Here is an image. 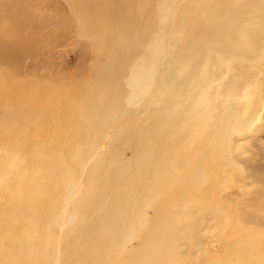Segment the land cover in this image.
Segmentation results:
<instances>
[{"label":"rangeland","instance_id":"1","mask_svg":"<svg viewBox=\"0 0 264 264\" xmlns=\"http://www.w3.org/2000/svg\"><path fill=\"white\" fill-rule=\"evenodd\" d=\"M86 1L80 2L82 9L89 8ZM115 2L119 14L122 12L125 17L136 22L134 33L138 38L136 41L133 39L127 47H116L112 39L115 34L110 35V30L103 33L107 37V41L103 42L97 31V23L88 18L80 24L69 0H0L2 250L4 246L14 249L21 246L20 249L23 248L27 256H33L34 244L40 242L45 249L50 250L46 254L49 256L48 260L51 258L49 264H61V239L69 248L75 244L66 222L72 214L75 216V223L80 216V209L75 208L72 202L88 192L83 188V183L88 181V169L93 161L108 153L113 136L124 124L129 111H138L140 125H146L148 129V110L143 109V105L149 103L156 91L161 92L159 78L163 74L166 75L165 79L173 82L175 75L181 78L189 71L186 62L193 55L188 48L196 41V37L212 24L229 22L230 18L236 17L234 19L245 21V30H252V36L264 41V28L260 27L261 17L264 15V0ZM95 12L100 14L101 20L108 18L105 9L100 12L95 8ZM122 17L115 15L120 22ZM249 17L252 18L248 19ZM234 28L236 26L232 27ZM118 29L124 35V27ZM246 32L250 35V31ZM262 47L256 45L253 52L257 53ZM117 51L121 53L118 76L124 91L118 99L122 101L124 112L102 132L101 142L92 156L82 155L80 147L73 154V163L80 159V166L83 167L78 170L73 193L68 199L63 186L68 180V177L64 179L69 173L68 166H74L70 163L72 158L67 156L63 163V147L57 145L51 148L48 144L44 145L43 141L57 135L58 142L63 143L67 134L74 133L71 122H65L61 130L60 125L63 126L65 118L61 122V118L54 116L59 112L73 111L68 107L69 104H64L63 99L72 97V100H86V94L91 95L96 91L100 78L93 77L104 73L101 78H106V75L112 74V58ZM204 61L195 70L192 79L189 78L196 89L194 95L199 114L191 118L193 125L187 128L188 134L184 141L181 144L171 142L167 149L175 156V160L186 163L194 153L200 154L202 149L204 153L210 148L217 167L212 175L201 180L200 184L209 188L203 198L188 196L182 204H168L166 222L169 230L165 244H172V254L157 259L146 255L143 264H219L225 252H243L250 258H255L257 263L264 264V63H257L255 59V62H251L253 60L249 59L244 60L249 62L247 67L243 63L224 65L217 69V76L211 80V66L209 63L204 65ZM138 63L140 68L134 70V75H137L135 78L142 75L144 77L145 71H141L151 64L152 70H147L150 78L145 86L138 90L133 88L139 96L137 103L130 104L129 96L134 91L128 84L131 75L129 72ZM212 91L215 93L210 97ZM59 101L63 104H57ZM28 103H31L29 110L25 108ZM34 107L37 110L33 111ZM23 112L26 113L25 116ZM20 113L23 118H20ZM76 116L83 121L85 119L82 114ZM86 124L89 130L88 123H85L80 124L82 126L77 131L86 129ZM152 133L154 132L146 131L142 136H150ZM117 147L124 158L107 163L106 169L113 170L133 162L131 139ZM51 150L52 154L58 151L57 158L60 160L52 163L50 171V162L47 164L44 156H48ZM59 162V174H53V167ZM151 164L149 161L148 168L152 167ZM180 167L181 165L176 168L179 171L173 173L165 190L158 187L159 174L157 171L153 172L150 188L142 198V210L137 214L138 221L125 226L120 240L108 248V252L114 254L112 264H135L131 258L151 222L155 204L171 197L177 183L185 177L181 174ZM135 178L139 180L141 176ZM50 187L55 189L52 191L55 194L49 193L44 205L53 196L56 201L54 208H61L59 217L51 216L45 220L39 210L33 212L30 209L34 203L20 207L19 201L26 192L31 193L32 199L37 195L47 194L45 191ZM105 210V206L100 207L96 216H101ZM55 220L58 224L54 229L55 240L41 239L36 229L48 230ZM64 226L65 232L61 230ZM157 244L163 243L161 241ZM241 260V263L233 260L231 264L244 263L245 259ZM75 261L74 254L65 264H75ZM0 264H6L2 255Z\"/></svg>","mask_w":264,"mask_h":264},{"label":"bare ground","instance_id":"2","mask_svg":"<svg viewBox=\"0 0 264 264\" xmlns=\"http://www.w3.org/2000/svg\"><path fill=\"white\" fill-rule=\"evenodd\" d=\"M80 2H84V0H69L72 10L76 14L80 24L87 18L93 23H97V31L102 37L103 42L107 41V37L103 35V33L109 30L111 31L110 35L115 34L112 36V39L115 41V46L118 48L127 47L133 42V39L135 41L137 40L138 37L134 33L136 22L129 17H125L122 12L120 14L118 13L116 9L118 5L115 0H87L86 2L89 5L88 9H82V4ZM96 2H99L98 6ZM95 8H98L100 12H102V9H105L108 18L101 20L99 17L100 14H96ZM110 13H112V15ZM115 15H119V17L123 16L122 21L120 22L119 18L116 20ZM141 15L143 14L141 13ZM234 18L236 17L230 18V20H228L229 22H216L209 26L205 32L196 37V41L188 48L193 56L189 61L185 60L187 61L186 65L189 71H187L183 77L178 78L175 75L173 82L165 79V74L159 78V85L162 87L161 92L156 91V94L152 96L149 103L143 105V109L148 110V129L146 125H140L141 122L139 120L138 111H129L124 124H122L113 136L112 146L108 153L105 154L106 156H101L93 161L86 174L88 181L83 183V188L88 192L80 197V199L72 202L75 208L80 209V216L76 223L74 222L75 216L73 214L67 219L66 226H69L68 232L73 234L75 244L69 248L63 243V239H61V264H65L67 259L72 258L74 254L76 255L75 264H112L114 254L108 252V248L115 245L120 240L122 237V230L125 226L135 224L138 221L137 214L142 210V198L144 193L150 188L153 172H158V177L160 179L158 187L165 190L173 173L176 174L179 171V169L176 168L181 165V174L185 175L184 179L177 183L174 194L171 197L159 200L155 204L151 215V222H149L144 231L142 242L137 246L135 255L131 259L135 264H143V262H145L144 256L146 255L157 259V257L161 258L165 255L172 254V244H165L167 232L169 230V224L166 222L169 211L168 204H170V202L182 204L188 196L203 198L208 193L209 188L203 187L200 184L201 180L208 175H212L217 167L213 150L210 148H207L204 153H202L203 149H200L201 153H194L186 163L175 160V156L173 157L171 151L167 149V146L171 142L181 144V142L184 141L185 136L188 134L187 128H191L193 125V120L191 121V118L199 114V109H197L198 103H196L194 95L196 89L192 81L190 83L192 75L195 70L199 69V66L204 60V65L209 63L211 66V80L217 76V69L224 65H237L243 63V66L247 67L249 62H245L244 60L249 61V59L253 60L251 62H255V59L257 63H264V48L262 47L264 46L262 45L264 41L257 38L255 35L252 36V30H245L246 28L243 27L245 21L243 22V19L237 20ZM250 18L252 17L248 19ZM261 18L260 27L264 28V15ZM234 26H236V28H234L235 30L232 29ZM119 27H124V35H121L118 31ZM246 31H250V35ZM262 37L264 38V35H262ZM5 41L8 40L6 39ZM256 45L262 47V50H259L257 53L253 52V48ZM103 50L106 49L103 47ZM120 54L121 53L118 51L114 52L112 58L113 70L110 76L106 75V78H101L102 75H104L103 73L93 77V79L100 78L98 79L100 80V84L95 92L91 95L86 94V100H72V97L63 99L64 104H69L68 107L70 106V109H73V111H63L62 109L63 112L56 113L54 116L61 118V122L63 121L62 118H65L62 122L63 126L60 125L61 130L65 122H71L75 130L73 134H67L63 143L58 142L59 137L57 135H54L53 138L44 139L43 141L44 145L48 144L51 148L57 147V145L63 147L65 153V157L63 156V163L67 156L72 158L70 159V163H73L75 160L73 154L77 152L78 147L82 149V155L87 154L88 156H92L94 150H96L101 142L102 132L108 129L116 120V117L124 112L121 107L122 101L118 99L124 92L122 90V83L120 82L121 78L118 76L121 65L119 64ZM139 64L140 63L136 64L132 71L129 72L131 75L129 76L128 84L134 91L129 96L130 104L137 103L139 93L137 92L135 94V92L138 88H142L146 85V82L150 78V73L147 74V70H152L151 64L141 71H145L144 77L142 75V77L135 78L137 75H134V70L140 68L138 67ZM239 72H242V70L239 69ZM190 77L191 79H189ZM118 84L120 87H118ZM214 93V91L210 92V97L214 96ZM63 102L59 101L57 104L62 105ZM30 106L31 103H28L25 108L29 110ZM32 110H37V108L34 107ZM24 113L25 112H23V115L25 116L26 113ZM78 114H82L87 121L85 119L83 121L82 118L76 116ZM19 115L20 118H23L22 113ZM48 121L51 122L50 120ZM80 121H82V123ZM85 123H88L89 130L86 124V129H78L77 131V128L82 126H80V124ZM87 131L89 132L88 135L86 134ZM146 131L154 133L150 136H142ZM19 134H21V131ZM130 139L132 140L133 146V162H130L127 166H120L113 170L106 169L107 163L112 160H122L124 158L121 152L117 150V146L125 140ZM52 152L51 150L48 156H44L45 162L47 164L50 162V171L52 170V163L58 162L55 160H60V158H57L58 151L56 154H52ZM79 160L80 159H77V161L73 163L74 166L72 168L68 166V176L64 177V179L68 177V180L64 182L63 186V190H65V193L68 195V199L73 193L72 191L75 185L74 183L76 182L78 170L83 167L80 166ZM149 161L152 163L151 168H148ZM70 163L68 162L69 165ZM82 165H84V163H82ZM54 166L52 173L58 175L61 166L60 162L56 163ZM136 176H141V178L138 180L135 178ZM52 188L53 187H50L45 191L48 192L47 194L43 193L42 196L37 195L32 199H30L31 193L26 192L25 196L19 201L20 207L22 208L28 204L34 203L30 209L33 212L39 210L45 220L50 219L51 216L53 218L55 216L59 217L61 208L58 210L57 207L54 208L56 201H54L55 198L53 196L50 197L51 201L48 202L47 205H44V200L48 198L49 193L52 195L55 194L52 193V191L55 190ZM102 206H105L106 210L101 216L97 217L96 213ZM15 209H17V204ZM92 216H94L93 219ZM66 226L61 230L65 232ZM57 227L58 224L55 220L54 223L52 222L50 224L48 230L40 228L36 230L40 233L41 239L55 240L53 239L56 232L54 229ZM58 230H60V228ZM46 231H48L49 234H47L48 232ZM60 237L62 238V236ZM161 241L163 244L158 245L157 243ZM4 247L3 250L0 249V255H2V259L6 264H49L51 260V258L50 260L47 259L49 257L48 255V257L46 256L47 252L50 250L45 249L40 242L37 243V245L34 244L35 255L33 256H27L23 248L20 249L21 246L15 249L9 247L11 250ZM241 259H245L244 263L247 264H259L255 258L252 259L248 255L243 254V252H239L238 254L225 252L218 263L231 264L233 260L241 263ZM244 263L242 262V264ZM121 264H124V262Z\"/></svg>","mask_w":264,"mask_h":264}]
</instances>
